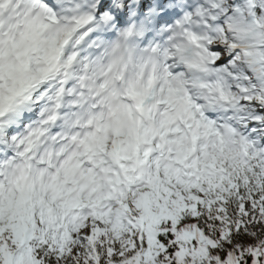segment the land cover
Masks as SVG:
<instances>
[{
  "label": "snow or ice",
  "instance_id": "6c2138e0",
  "mask_svg": "<svg viewBox=\"0 0 264 264\" xmlns=\"http://www.w3.org/2000/svg\"><path fill=\"white\" fill-rule=\"evenodd\" d=\"M0 264H264V0H0Z\"/></svg>",
  "mask_w": 264,
  "mask_h": 264
}]
</instances>
